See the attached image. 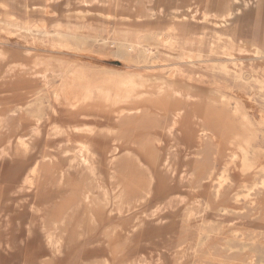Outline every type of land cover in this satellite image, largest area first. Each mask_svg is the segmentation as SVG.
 Masks as SVG:
<instances>
[{
  "label": "rangeland",
  "instance_id": "1",
  "mask_svg": "<svg viewBox=\"0 0 264 264\" xmlns=\"http://www.w3.org/2000/svg\"><path fill=\"white\" fill-rule=\"evenodd\" d=\"M191 1L0 0V56H5L3 67L0 68V180L4 182L14 181L15 177L19 179L27 174L33 158L39 156L45 149L51 153L50 160L53 164H42L43 176L39 183L51 179L54 169L56 171L64 168L74 178L76 174L85 175L87 170L85 167H89L95 159V156L89 151L78 153V145L73 142L68 144L67 138L61 134L47 136L45 124H42L39 136L31 137L32 124L30 120H23L24 115L19 111H10L17 104L26 101H29L31 105L29 109L32 110L37 102L35 98L31 97V94L40 88L45 89L41 93V101L52 100L54 84L48 81L46 87H40L43 81L35 76L36 63L63 62L93 73L98 72L102 65L106 68H116L122 74L138 76L155 90L157 88L165 90L177 86L191 90L200 96L222 98V102L213 105V107L216 116L218 117L220 114L224 118L208 122L215 128L216 139L209 138L210 133H207L205 135L208 136L204 137L200 144L198 143L197 147L201 150L182 153V182L177 184L182 189L174 193L173 196L175 198L182 196L184 200L182 202V222H185L183 220L185 219L190 223V226L188 230L185 228L187 231L182 235V240L169 244L166 248V251L169 252L167 255L162 254L159 258H149L143 264L192 263L193 259L189 258V254L195 245L193 241H195L197 232L194 230V226L197 216L192 215V213H196V209L193 204L195 200H190L192 198L189 194L190 189L203 193L204 197L201 198V203L204 200H219L227 206V210L220 211V216H216L219 218H216L217 223L220 227H225V230L228 226H242L254 233H264V216L261 215L262 213L264 215V188H256L246 198V191L237 189L241 182L252 181L253 178L250 173L242 170L239 153L235 151V147L229 146L231 135L224 140L221 139L222 125L225 123L226 126L234 129V137H244L250 141L252 146L260 145L264 148V87L259 83L260 81L264 83V0H255L247 6L241 7L227 20V24H220L225 13V6L217 9L207 3L201 4L202 7L201 5L194 6L190 3ZM240 1L237 0L235 5H240ZM12 26L13 28H11ZM257 26H260L261 33L254 35L252 29ZM29 30H31L30 33ZM76 33H80L79 36L85 38L84 40L89 39L90 42L89 44L87 41L86 47H84L85 53L81 58L72 50L81 46L80 43L76 44L72 40ZM46 34L48 35L46 36ZM61 35H65L66 38ZM93 36L96 37L93 38ZM114 39L125 41L128 46H134L136 52L129 53V56L124 57L123 60L105 53L102 46L111 45ZM63 107L61 105L58 108L66 115L63 112L65 110V108L62 109ZM27 117L30 118L29 115ZM122 121H125V118L119 119V122ZM243 123L245 125H242ZM89 128L95 130L94 124L89 125ZM96 132H100L99 140L102 143L98 163L101 168L104 165L103 168L107 170L110 166V153H107L110 145L109 138L105 136V129H96ZM112 133L115 136L111 138V144L113 146L122 144L125 140L124 136L116 131ZM18 136L31 140L33 147L35 145L36 148L32 147L29 150V156L23 154L24 152L18 148L16 141ZM217 139L221 141V147L218 146L219 154L217 162L214 163L216 153L214 154L215 146L213 144ZM7 142H11V144L6 145ZM171 154L170 151L169 156ZM231 156L234 158L233 161ZM112 158L116 167L128 159L127 153H115ZM263 158L262 168H264ZM48 160L45 159V162ZM212 164L218 169L217 173L230 176V180L224 181L220 188H217V181L206 179V173L204 174L205 168H209ZM4 170L7 171L6 175ZM174 175L172 174L173 177ZM194 175L199 178L197 179ZM216 191L220 192L218 199L213 198ZM29 192L30 190L26 191L22 188L17 191V194H11L15 210L8 214L4 228L13 234L14 238H18V241H15L18 252L14 256L5 257L3 260L5 264H19V259L21 260L22 257L20 253L22 251L25 253L24 249L27 247L25 245H28L27 243H30L34 237L36 241L38 240L36 244L40 246H37V250L42 249L44 254L46 253V260L54 257L52 256L53 247L50 244L47 245L43 237L44 230L38 224L40 220L35 218L37 214L35 211L31 212L32 217L29 219V222L32 220V230L29 233L26 232L28 221L26 207L27 200H29L26 193ZM19 200L22 205L17 203ZM185 203H187V207L184 205ZM147 207L145 205L140 209H135L125 222L138 217V220H141L140 218L144 220L146 228L156 229L160 225V223L154 222L156 210ZM128 216L129 214L126 217ZM123 220L125 217L121 216L118 220H112L110 223L119 229L121 227L119 223ZM211 225L206 226L210 227ZM92 235L95 236L94 233ZM94 239L91 237L87 242L81 243L79 251L74 256H69L72 258L69 263L128 264L124 259L135 253L139 244L143 247L150 245L149 240L139 242L136 237H126L121 248L119 245L118 248L101 258H92V256L89 260H84L85 256H82L77 260L79 255H84L85 251L95 248ZM228 244L240 246V241L231 239ZM210 250L216 257L219 255L225 258L227 253L226 249H221L214 244L210 245ZM174 251H182L186 255H176V252L173 253ZM131 264H139V262L132 261Z\"/></svg>",
  "mask_w": 264,
  "mask_h": 264
},
{
  "label": "bare ground",
  "instance_id": "2",
  "mask_svg": "<svg viewBox=\"0 0 264 264\" xmlns=\"http://www.w3.org/2000/svg\"><path fill=\"white\" fill-rule=\"evenodd\" d=\"M236 1L192 0L190 3L194 6L203 3L212 4L215 9L225 6V13L222 22H220V24H225L241 7H245L255 0H239L240 5L238 6L235 5ZM37 27L40 29L39 26ZM62 31L64 33V30ZM252 32L254 35L260 34V26L254 27ZM79 35L80 33H76L72 40L76 44L80 43L81 48L76 47L72 50L81 58L85 53L84 47L89 39L84 40L85 38L83 39ZM62 37L66 38L65 35ZM95 37L93 36V38ZM126 43L114 39L111 45H103L102 49L112 57L123 60L124 57L129 56V53L136 52L134 46H128ZM4 60L5 56L1 55L0 68L3 67ZM98 70L93 73L63 62L36 63L35 76L43 81L40 87H46L48 81L54 84L52 100L41 101V93L45 89L40 88L31 94V97L35 98L37 102L32 110L29 109L31 106L29 101L17 104L10 109L11 112H21L24 115L23 120H30L32 124L31 137L39 136L42 124H45L47 136L61 134L67 138L68 144L73 142L78 145V153L89 151L95 156V159L90 166L88 165L89 167H85V170L87 169L85 175L76 174L74 178L64 168L56 171L54 169L51 179L39 183L43 176L42 164H53L50 160L51 153L45 149L39 156L33 158L27 174L19 179L15 177L14 181L0 180V264H5L3 262L5 257L14 256L18 252L15 242L18 241V238H14L13 234L9 233L4 226L8 214L15 210L11 194H17V191L22 188L26 191L30 190L29 193H26L29 197L26 207L28 219L26 232L29 233L32 230V220L29 222V219L32 217L31 212L35 211L37 213L35 218L40 220L38 224L44 230L43 237L47 245H52V256L55 258L46 260V253L44 254L42 249L37 250L40 246L36 244L38 240L36 241L34 237L30 243H27L28 245L24 244L27 246L24 249L25 253H22L23 251L21 252L19 248L23 261L19 259V264H38V261L39 264H70L69 260L72 259L70 257L79 251L80 244L87 242L91 237L95 238L93 242L96 244L95 248L85 251L84 255L77 257V260L82 256H85L84 260H89L92 256V258H101L118 248L117 246L120 245L119 248H121L126 237H136L139 242L144 240L147 242L153 236L148 241L149 246L143 247L139 244L136 252L124 259L128 264H131L132 261L143 264L149 258H159L162 254L167 255L169 252L166 251V248L169 244L182 240V235L188 230L190 223L185 219H183L185 222H182V202L184 200L182 196L181 198L173 196L174 193L182 189L177 185L182 182V153L201 150L197 147L198 143L200 144V141L208 136L205 135L207 133H210L209 138L216 139L215 128L208 122L224 118L220 114L217 117L213 107V105L222 102V98L200 96L191 90L177 86L165 90L158 88L155 90L138 76L122 74L116 68H106L101 65ZM259 83L264 87L263 82ZM61 105L64 106L62 109L65 108L63 112L66 115L58 108ZM27 115H29V119ZM124 118L125 121L119 122V119ZM91 124H94L95 130L89 128ZM225 126L223 123L221 139L224 140L231 135L229 146L235 147V151L239 153L242 170L250 173L253 178L252 181L241 182L237 188L246 191V198L256 188H264V168H262L264 148L260 145L252 146L250 141L244 137H234V129L226 126L224 131ZM96 129H105V136L109 138L110 145L107 153H110V166L107 170L103 168L102 162V168L98 163L102 143L99 140L100 132H96ZM114 131L124 136L125 140L122 144L115 146L111 144V138L115 136L112 133ZM16 141L18 148L24 152L23 154L29 156V150L33 147L31 140L18 136ZM10 144L11 142L6 143V145ZM220 144L221 141L218 139L213 144L215 146L214 154L216 153L214 163L217 162ZM33 148H36L35 145ZM170 151L172 154L169 156ZM231 152L233 154V151ZM115 153H127L128 159L116 167L112 158ZM227 154L229 155V153ZM45 159L50 161L45 162ZM235 159L237 160V158ZM231 160L233 161L234 158ZM257 169L259 170L256 171ZM6 172L4 170L5 175ZM217 172L218 169L212 164L209 168H205L204 174L206 173V179L217 181V188H220L224 181L230 180V176ZM194 176L199 178L197 175ZM219 193L216 191L213 198L218 199ZM189 194L192 197L190 200H195L193 204L196 213H192V215L197 216L194 226V230L197 232L195 241H193L195 245L191 253L189 252V258L193 259L190 264H264V233H254L242 226H235L236 228L228 226L225 230V227H220L217 223V219H219L220 211L227 210V206L219 200L202 199L204 202L201 203V198L204 197L203 193L195 189H190ZM17 203L21 204V201L19 200ZM145 205L148 206L147 208L156 210L154 222L160 223L156 229L146 228L144 220L142 218L138 220V217L125 222L132 215L130 213ZM128 214L129 216L126 217ZM261 215L264 216L263 213ZM121 216H124L125 220L119 223L121 227L117 229L110 222L118 220ZM208 224L212 225L208 227L206 226ZM231 239H239L240 246L229 245L228 242ZM212 244L226 249L225 258L219 255L215 256L210 250ZM176 255L184 256L186 254L177 251ZM171 262L173 261L171 260Z\"/></svg>",
  "mask_w": 264,
  "mask_h": 264
}]
</instances>
